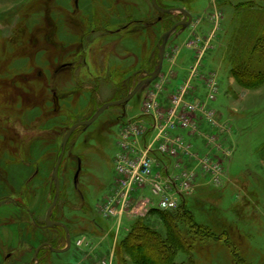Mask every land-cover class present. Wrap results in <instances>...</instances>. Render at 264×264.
<instances>
[{
	"label": "rangeland",
	"instance_id": "rangeland-1",
	"mask_svg": "<svg viewBox=\"0 0 264 264\" xmlns=\"http://www.w3.org/2000/svg\"><path fill=\"white\" fill-rule=\"evenodd\" d=\"M150 1L0 0V264H133L126 249L143 230L157 237L142 244L154 262L163 248L168 264H233L230 253L264 264V72L243 79L236 71L264 0H157L191 22L168 36L152 83L70 137L51 221L67 227L71 246L49 249L66 247L62 227H45L66 130L145 78L160 36L183 18L158 14ZM202 120L208 138L194 148ZM144 145L165 148L150 170L172 210L121 171L143 160ZM182 204L208 229L193 231L192 253L177 234L188 240L192 230L179 220Z\"/></svg>",
	"mask_w": 264,
	"mask_h": 264
},
{
	"label": "trees",
	"instance_id": "trees-1",
	"mask_svg": "<svg viewBox=\"0 0 264 264\" xmlns=\"http://www.w3.org/2000/svg\"><path fill=\"white\" fill-rule=\"evenodd\" d=\"M249 14L251 15L252 13H249ZM253 20L257 23V25L255 27H253V30L251 32H249V34H246L245 37L247 38L248 42H247V46L245 48V52L243 53L244 55L243 56L241 55L237 58L238 59L237 60V65H238L237 68L238 69L236 71H237V73L240 72L239 74H241V77L243 79L244 78L247 79L250 75H253L252 74L253 72L257 73L258 76L263 74V72H264V15L263 14L255 15ZM255 52H257L258 56L254 55ZM243 57L244 58L250 57L253 61L251 62L249 59L245 62L242 59ZM258 76H251V77L252 78H258ZM181 207L182 208L180 211L181 214H180L179 220H181L182 217L188 219L189 223L192 224V226H191L192 230H188V232L186 234V237L188 240H186L184 233H181L180 230H179V233H177V234L179 235V239L183 243H185L186 248H187L186 250H189V252L192 253L194 251V248L196 247L195 246V243H196L195 240L196 239H193V237L196 236V234H197V233H193V231L197 232L200 229L205 231L208 229H207V227H204L203 225L195 223V219L193 217V214H191V211H189V209L185 206V204H182ZM159 212H162V211H158L157 213H159ZM177 215H179V214H177ZM160 221L163 224V228L165 229V232H167L169 234L167 228H165L164 220H162V218H160ZM183 224H184V222H183ZM153 233H155V232H153ZM149 234L150 233L146 230H143V232H139L137 234L138 236L136 237L139 240V242H137V239L135 238L136 240L131 242V244L127 247L126 252H127L128 256L130 257L131 261L133 262V264H168V262L166 260L167 258L163 254L164 253L163 248L160 252V256L158 258L159 260L155 261V262L149 258V255H147L145 252H143L142 244L150 247L152 244V241H154L155 238H157V237L148 238ZM191 235H192V239H190ZM207 237H209L210 239L218 240V241L220 240V238H218L216 236L208 235ZM221 237H225L224 232L221 234ZM156 243H157V245H160L161 247H163L162 242H156ZM223 245H224V247L226 245L229 249H232L231 242L224 241ZM229 245H230V247H229ZM179 249H180L179 252H181L182 249L181 248H179ZM189 252H188V254H190ZM230 254L232 257L231 260H232L233 264H248V262H246L243 257L238 256L236 253H230ZM192 257H193V255H192ZM190 263H191V261L188 262V264H190Z\"/></svg>",
	"mask_w": 264,
	"mask_h": 264
},
{
	"label": "water",
	"instance_id": "water-1",
	"mask_svg": "<svg viewBox=\"0 0 264 264\" xmlns=\"http://www.w3.org/2000/svg\"><path fill=\"white\" fill-rule=\"evenodd\" d=\"M151 3L153 5V7L155 8V10L160 12V13L169 14L171 12H178L183 16V18L180 22H177L174 25H172L168 30H166L160 36L158 44H157V50H158V52H157V63L151 72L145 73V78L140 80L125 97H123L119 100L109 101V102L102 104L89 119L75 123L66 130V132H65V134L61 140V143L59 146L58 157L55 161V164H54L53 170H52V174H51V179L54 183V197H53V200H52V202H51V204L47 210V214L45 217V227L59 226V227H62L64 229L65 239H66V247H65V249H62V250H56V249L52 248L51 246H49V249L51 252H56V253L63 252V251L68 250L71 246V240H70V237L68 234L69 231H68L67 227L65 225L59 223V222H52L51 221V214H52V211L55 208V206L57 205L58 200H59V195H60L59 168H60L61 162L63 160V157L65 155L66 147H67L68 141H69L72 133L75 130H77L78 128H81V132H80V134H81L87 127H89L93 122H95L105 110H107L110 107L125 105L134 97V95L143 86L152 83L158 77L159 73L161 72L163 59H164V53H165V45H166V41H167L168 36L176 28L186 27L191 22V16L189 15V13H187L183 9H179V8H177V9H163L157 5L156 0H151ZM53 102L55 105L54 110L57 111L58 110V104H57V97L55 95L53 96ZM79 169L80 168H78V170ZM77 174H78V172H76L75 178L77 177ZM44 245H46V244H44ZM44 245L39 246L35 251L34 260L36 263H37V260H36L37 253L41 249V247Z\"/></svg>",
	"mask_w": 264,
	"mask_h": 264
},
{
	"label": "built area",
	"instance_id": "built-area-1",
	"mask_svg": "<svg viewBox=\"0 0 264 264\" xmlns=\"http://www.w3.org/2000/svg\"><path fill=\"white\" fill-rule=\"evenodd\" d=\"M190 109H195V107L190 106ZM183 125H185L183 123ZM175 124H171L170 127H174ZM144 155L143 160L139 161H130L128 167L124 168L121 167V171L126 178L130 180V184L136 188H143L145 186L149 187L150 194L158 199V209L160 210H172L176 207V202L168 197V188L167 185L161 181L159 177H157L152 170H150V163L152 161H159L162 159V156L165 153V148L162 145L157 147L151 148L150 146L144 145ZM124 162H120L121 166ZM117 164V163H116ZM120 168H118L119 170ZM126 179V182H127ZM133 186V187H134ZM169 186L171 187L172 184L170 183ZM173 187L176 189L175 184ZM172 187V188H173ZM176 194L180 197L182 196L181 192L179 194V190L176 191Z\"/></svg>",
	"mask_w": 264,
	"mask_h": 264
},
{
	"label": "crops",
	"instance_id": "crops-1",
	"mask_svg": "<svg viewBox=\"0 0 264 264\" xmlns=\"http://www.w3.org/2000/svg\"><path fill=\"white\" fill-rule=\"evenodd\" d=\"M163 60H165V59H163ZM124 115H125V113H124ZM124 115H122V116H124ZM139 117H141V116H139ZM144 118H147V117H144ZM123 120V119H122ZM121 119L119 120V123H118V121H117V125L119 124V126H121V124L124 122V120H123V122L121 121ZM201 126H199V134H196L195 135V139H193L194 140V142H196V144L194 145V148H196V147H201L200 145L201 144H203V143H206V142H204L207 138H208V136H207V134H205V133H203L202 132V129H204L205 128V126L203 125V120L199 123ZM205 134V135H204ZM199 135V136H198ZM198 136V137H197ZM189 137V136H188ZM190 139V141H191V139L192 138H189ZM189 142V141H188ZM196 145H198V146H196ZM196 146V147H195ZM147 188V187H146ZM141 192H143V193H141ZM141 192H139L140 193V195L142 194V196H148V199L149 198H151L152 200V202L154 201V197L150 194V191L148 190V191H146L145 189H143V188H141ZM149 192V193H148ZM146 202V201H145ZM146 204H148V202H146ZM145 204V205H146ZM147 206V205H146ZM148 206H149V204H148ZM142 211V210H141ZM145 215V214H144ZM143 215V216H144ZM148 219H150V216L149 217H147Z\"/></svg>",
	"mask_w": 264,
	"mask_h": 264
},
{
	"label": "flooded vegetation",
	"instance_id": "flooded-vegetation-1",
	"mask_svg": "<svg viewBox=\"0 0 264 264\" xmlns=\"http://www.w3.org/2000/svg\"><path fill=\"white\" fill-rule=\"evenodd\" d=\"M150 2H151V1H150ZM156 2H157V5H158L160 8L167 9V8H164L163 6H161L160 3H159L157 0H156ZM151 4H152V3H151ZM152 7H153V5H152ZM156 12H157L158 14H160V15H161V14H164V13H160V12H158V11H156ZM67 66H68V65H65V66H63V68H65V67H67ZM144 73H145V72H144ZM137 75H138V73L135 72L132 76L130 75L129 78H130V79H131V77L136 78ZM141 80H142V79H141ZM75 131H76V130H75ZM75 131H74V132H75ZM74 132H73V133H74ZM73 133H72V135H73ZM72 135H71V136H72ZM67 145H68V144H67ZM66 151H67V147H66ZM80 164H81V162H78V168H80V167H79ZM38 252H39V251H38ZM37 254H38V253H37Z\"/></svg>",
	"mask_w": 264,
	"mask_h": 264
}]
</instances>
